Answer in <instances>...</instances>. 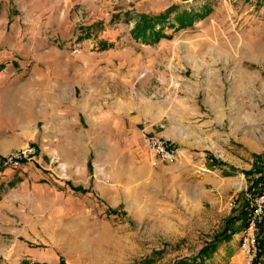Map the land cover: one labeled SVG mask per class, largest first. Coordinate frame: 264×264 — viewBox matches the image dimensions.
Returning <instances> with one entry per match:
<instances>
[{
    "label": "rangeland",
    "instance_id": "rangeland-1",
    "mask_svg": "<svg viewBox=\"0 0 264 264\" xmlns=\"http://www.w3.org/2000/svg\"><path fill=\"white\" fill-rule=\"evenodd\" d=\"M54 103L92 148L44 151ZM170 112L236 153L156 162ZM263 178L264 0H0V264H242L219 236Z\"/></svg>",
    "mask_w": 264,
    "mask_h": 264
},
{
    "label": "crops",
    "instance_id": "crops-1",
    "mask_svg": "<svg viewBox=\"0 0 264 264\" xmlns=\"http://www.w3.org/2000/svg\"><path fill=\"white\" fill-rule=\"evenodd\" d=\"M13 80H19L14 81L13 84L21 85L23 83V81H21L22 79L15 78ZM44 101L42 102V107L46 105ZM58 106L59 105L54 103L50 108V111H53L54 114L51 115L52 113H49L48 119L45 117L43 118L42 125L44 135L42 138V147L44 148V151L45 148H66L74 149L75 153L78 154L77 149L92 148L93 143L92 136H90L91 133L88 134L86 131L84 132V129L78 127L79 122L76 119V113L74 112V116H70L71 114L67 113L68 111H58ZM55 111H57L58 115H55ZM157 121L159 122V120ZM163 121V130L158 133V136L172 142L178 147L177 153L179 159L176 163L179 165L181 163H193V158L196 156H201L203 164H206L207 161L205 158L208 155H211L217 160V158H220V156L225 155L226 157H230L236 153V144L230 143V136L222 135L219 133V130H212L209 123H201L198 126H195V129L189 130L185 126V124L189 122L185 119L184 115H176L173 114V112L165 113ZM219 121L220 119L216 120V123ZM55 124L60 125L61 128H54ZM64 126H66V128H64ZM68 126H71V129ZM82 133H84V135ZM57 135H59V139L57 138ZM193 136L198 137V140L193 141ZM209 140H213L214 142L210 143ZM220 142L223 143L224 147L220 145ZM196 146L200 147V152H196L194 148ZM220 149H224V151ZM55 153L56 151L52 150V154L54 155ZM205 172L207 175H204V177L200 178L201 183L211 184L212 188H215L221 183V178L217 177L215 171L212 172L205 170ZM181 175L183 174L181 173ZM236 241L237 239L235 242Z\"/></svg>",
    "mask_w": 264,
    "mask_h": 264
},
{
    "label": "built area",
    "instance_id": "built-area-1",
    "mask_svg": "<svg viewBox=\"0 0 264 264\" xmlns=\"http://www.w3.org/2000/svg\"><path fill=\"white\" fill-rule=\"evenodd\" d=\"M144 145L152 154L156 162L173 164L177 161L176 149L169 147L163 140L154 136H146ZM20 160H9L5 167L17 169L21 166ZM264 217V178L260 184L259 191L252 197L250 210L242 229L238 234V247L242 255V264H254L258 253V231L257 227Z\"/></svg>",
    "mask_w": 264,
    "mask_h": 264
},
{
    "label": "trees",
    "instance_id": "trees-1",
    "mask_svg": "<svg viewBox=\"0 0 264 264\" xmlns=\"http://www.w3.org/2000/svg\"><path fill=\"white\" fill-rule=\"evenodd\" d=\"M144 25H148V23L147 24H144ZM141 31H142V29H141ZM141 33V32H140ZM143 37H144V35H142ZM245 213L243 212L241 215H240V217H238L237 218V220H243L244 221V218H245V215H244ZM236 221V219H232L231 221H229L227 224V226H226V228H225V232H223L219 237H220V240H225V241H228L230 238H231V236L232 235H234V234H236V233H238L239 232V230H240V228H241V226L240 227H237V228H233L232 226H233V224H234V222ZM226 233H229V235H226ZM216 246V245H215ZM212 248V246H210V251H212L213 249H211ZM261 249V248H260ZM207 250H209V249H207ZM207 250H205L204 251V254L207 252ZM262 252H260V254H261ZM259 256V252L257 253V257ZM257 259V258H256ZM256 261V260H255ZM255 261H254V263H255Z\"/></svg>",
    "mask_w": 264,
    "mask_h": 264
}]
</instances>
